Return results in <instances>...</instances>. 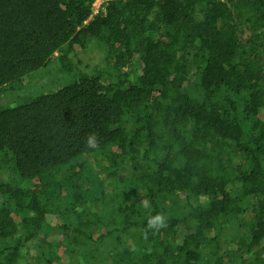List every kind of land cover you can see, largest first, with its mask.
<instances>
[{"label": "trees", "instance_id": "1", "mask_svg": "<svg viewBox=\"0 0 264 264\" xmlns=\"http://www.w3.org/2000/svg\"><path fill=\"white\" fill-rule=\"evenodd\" d=\"M93 3L0 0V264H264V0Z\"/></svg>", "mask_w": 264, "mask_h": 264}, {"label": "rangeland", "instance_id": "2", "mask_svg": "<svg viewBox=\"0 0 264 264\" xmlns=\"http://www.w3.org/2000/svg\"><path fill=\"white\" fill-rule=\"evenodd\" d=\"M103 2L104 1L98 2V6L100 5V7H101L103 5ZM101 61H102L101 60V52L97 48H95L94 46L91 45V47H89V49L82 51L81 53H79V55L77 57H75L74 64L76 66V69L86 70V71L92 72L95 70L96 66L102 64ZM65 78L66 77H65L64 73L59 69L57 64L50 65V66L40 70L39 72L35 73L34 79L32 82L31 81L29 82L28 87L30 85L33 86V84H34V86L39 88L37 90V92H35V93H43L42 91L44 90V86L48 85L49 83H54L56 85H60V84L63 85ZM41 89H42V91H39ZM21 93H23V92H21ZM50 237L51 238H57L58 235L51 234Z\"/></svg>", "mask_w": 264, "mask_h": 264}, {"label": "clouds", "instance_id": "3", "mask_svg": "<svg viewBox=\"0 0 264 264\" xmlns=\"http://www.w3.org/2000/svg\"><path fill=\"white\" fill-rule=\"evenodd\" d=\"M88 144H89V146L95 147V139H94V137H89ZM147 206L148 205L145 204V207H147ZM148 226L150 228H156V229L166 227V218L163 215H159L158 214V215L152 217L149 220V225Z\"/></svg>", "mask_w": 264, "mask_h": 264}, {"label": "built area", "instance_id": "4", "mask_svg": "<svg viewBox=\"0 0 264 264\" xmlns=\"http://www.w3.org/2000/svg\"><path fill=\"white\" fill-rule=\"evenodd\" d=\"M100 1H104L103 2V5L100 7V5L98 6V2ZM108 0H94V3H93V9H94V14H97L99 12V10L101 8H103L104 4L107 2Z\"/></svg>", "mask_w": 264, "mask_h": 264}]
</instances>
